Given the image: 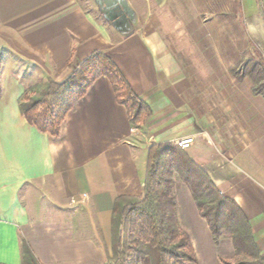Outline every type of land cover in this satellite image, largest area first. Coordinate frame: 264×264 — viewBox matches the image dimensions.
<instances>
[{"label": "crops", "instance_id": "0c3cea01", "mask_svg": "<svg viewBox=\"0 0 264 264\" xmlns=\"http://www.w3.org/2000/svg\"><path fill=\"white\" fill-rule=\"evenodd\" d=\"M127 2L136 16L115 27L77 0H0V26L17 34L18 63L30 61L39 81L63 82L70 65L100 52L150 109L144 124L133 127L100 77L53 139L20 115L27 84L16 76L19 65L6 64L0 77V264H22V241L40 264H106L114 201L142 198L150 146L187 137L194 142L184 153L240 209L264 257V97L253 93L248 77L234 78L231 63L212 88L190 79L194 68L183 62L196 47L206 53L200 45L210 43L251 44L264 59L263 0ZM157 9L169 11L170 20L142 15ZM181 33L189 45L182 55ZM173 181L179 225L196 264L231 260L232 242L214 243L190 191L181 179Z\"/></svg>", "mask_w": 264, "mask_h": 264}, {"label": "trees", "instance_id": "16d2710c", "mask_svg": "<svg viewBox=\"0 0 264 264\" xmlns=\"http://www.w3.org/2000/svg\"><path fill=\"white\" fill-rule=\"evenodd\" d=\"M252 63V65H251ZM252 69L238 81L248 77L254 84L253 93L264 97L258 82H264V59L252 53L245 69ZM64 83L47 81L36 85L38 97H30L25 90L18 100V111L26 123L51 138L59 137L66 115L87 94L94 82L105 77L111 84L117 104L125 107L133 127H140L150 116V109L132 91L117 66L104 54L95 52L81 63L71 66ZM257 73L253 75V72ZM179 174L190 191L200 217L210 229L214 243L222 238V216L229 222L231 242L235 254L246 250L253 262L264 264L253 240L249 224L233 201L222 197L207 175L174 144L152 145L147 150L146 176L142 198L133 200L118 197L114 201L111 218V254L106 264H196L197 259L188 235L181 229L177 217L173 175ZM215 196L218 203L207 212L197 203L199 197ZM221 207L228 210L221 215ZM22 264H40L30 246L22 241ZM222 264H230L221 260Z\"/></svg>", "mask_w": 264, "mask_h": 264}, {"label": "rangeland", "instance_id": "374dc122", "mask_svg": "<svg viewBox=\"0 0 264 264\" xmlns=\"http://www.w3.org/2000/svg\"><path fill=\"white\" fill-rule=\"evenodd\" d=\"M80 5L84 8V10L88 13L96 15L99 20L103 22H108L110 24L115 23L117 26H121L122 22L124 21L123 16H136L135 13L131 10L129 7V4L127 0H77ZM157 2V1H156ZM99 5H102L99 7ZM104 9V10H103ZM158 10V9H157ZM155 10L153 12H147L143 13V16H147L148 19H161L164 15L167 16V20H170V12H164L162 13L160 10ZM105 11V12H104ZM107 17V18H106ZM171 26H175L174 23H170ZM185 29L180 27V31H184ZM171 34V32L169 31ZM16 33L13 34L12 30L7 29L4 26H0V77L1 73L4 70L6 64L11 65L15 62V66L19 65L18 67L20 70L18 73H16L18 78L25 82L27 84L25 90H30V97H38L39 91L35 90L36 85L45 83L47 81L51 80H38L40 79V74L35 71V67L31 64L30 61H27L25 59H21L22 61L18 63V58H20L19 54H17L12 47H15V40L17 39ZM182 38H180V44L178 45L180 50H186V48L189 46L185 43L186 37L183 35V33L180 34ZM168 43V47H171V35L166 36ZM14 41V42H13ZM203 46V47H202ZM200 47L204 48L206 53L202 52L199 48H195V51L189 53L190 58L188 60L183 61L185 64L186 62H191L193 67V74L189 78L192 80H195V82H206L207 84L211 85L212 88H215L219 84V78L220 76L217 75V73H220L225 66L231 63L229 67V71L232 74H237L238 76L244 75L248 73L252 69V63L251 65L247 66L245 69V63L250 60L252 56V52H255L256 48L251 44H232L229 46V48H226L223 44H217V43H210L205 45H200ZM237 48V49H236ZM182 52V51H180ZM256 53V52H255ZM183 52L181 53V55ZM180 55V56H181ZM192 71V69H191ZM14 72V71H13ZM256 73L253 72V75ZM257 73L255 74V76ZM69 77V76H68ZM68 79V78H67ZM66 79V80H67ZM65 80V81H66ZM58 82V83H64ZM57 83V82H56ZM257 87L261 88L262 85H264V82H258ZM264 93V86L261 89ZM214 99V98H213ZM137 128V127H135ZM184 152V151H182ZM177 177L178 179H181L179 174H174L173 178ZM204 211L207 212V209L214 208L218 200L215 198V196H209V197H203L198 199L197 202ZM221 215H226L228 213V210L224 207H221L220 209ZM225 217L222 216V222H221V236L223 238L229 239L231 241V230L229 228V222L227 223ZM112 257L111 254V248H110V254L108 255ZM264 259V257H262ZM254 259L251 255L248 254V252L245 250L244 253L241 254H235L234 257L226 261L230 264H238V263H244V262H253ZM141 264H149L148 259H144ZM187 264V263H186Z\"/></svg>", "mask_w": 264, "mask_h": 264}, {"label": "built area", "instance_id": "2783aa9c", "mask_svg": "<svg viewBox=\"0 0 264 264\" xmlns=\"http://www.w3.org/2000/svg\"><path fill=\"white\" fill-rule=\"evenodd\" d=\"M193 142L194 141L191 137H187V138L177 140L174 145L179 150L186 151L187 149H189L192 146Z\"/></svg>", "mask_w": 264, "mask_h": 264}, {"label": "water", "instance_id": "95a60500", "mask_svg": "<svg viewBox=\"0 0 264 264\" xmlns=\"http://www.w3.org/2000/svg\"><path fill=\"white\" fill-rule=\"evenodd\" d=\"M264 2V0H263ZM102 5H99V7H101ZM104 10V9H103ZM105 12V11H104ZM107 18V17H106ZM124 20L126 19V16H123ZM112 25H114L115 27H117V25L115 23L112 22Z\"/></svg>", "mask_w": 264, "mask_h": 264}]
</instances>
